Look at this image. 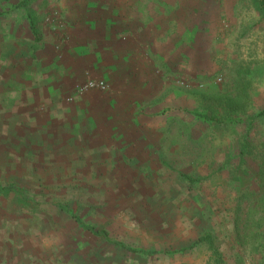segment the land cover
<instances>
[{
  "label": "rangeland",
  "instance_id": "1",
  "mask_svg": "<svg viewBox=\"0 0 264 264\" xmlns=\"http://www.w3.org/2000/svg\"><path fill=\"white\" fill-rule=\"evenodd\" d=\"M8 1L0 0L4 25L12 9L17 17L23 6L45 13L67 2ZM134 1L140 14H127L140 31L114 40L137 38L134 59L123 62L116 49L102 53L101 30L77 26L54 35L63 44L53 78L29 77L47 65L21 62L27 47L0 62V184L17 183L39 201L34 212L0 195V264H214L207 242L182 251L209 232L225 264H264V17L257 0ZM134 1L94 3L102 11ZM77 2L82 11L89 1ZM91 78L108 89L80 93L77 84ZM28 87L46 100L30 108ZM221 104L244 110L223 117ZM243 140L250 143L247 186L237 173ZM60 205L106 229L113 242L85 231Z\"/></svg>",
  "mask_w": 264,
  "mask_h": 264
},
{
  "label": "crops",
  "instance_id": "2",
  "mask_svg": "<svg viewBox=\"0 0 264 264\" xmlns=\"http://www.w3.org/2000/svg\"><path fill=\"white\" fill-rule=\"evenodd\" d=\"M9 1H10L9 4L15 3L11 0ZM88 1L89 2L84 5L82 11L79 8L80 6L77 4L78 3L77 0H67V2L62 4L63 8L60 10H54V11L51 10L44 13L43 10H39V8L36 6L33 9L23 6L22 8H24V12L21 15L20 12H18L17 17L14 16L17 13L14 12V9L11 10L13 11V13L11 11L4 13L6 22L5 25L1 24L3 22L1 19L0 25H4V27H6V30L3 34L2 32L3 28L0 26V62L1 63L13 62L14 61L13 56L16 53H18L19 50H22L23 47L25 48L27 47L28 59L21 60V62L26 61L32 65V61L33 62L37 61L42 66L47 65L46 67L40 70L37 67L29 70L31 71L28 73L29 77L32 78L34 77L35 74L44 72L46 74V78L48 79L53 78L52 73L55 72V70L58 69L59 67L58 65H56V61H55V54L57 53L56 49L61 46V43L63 44V41L60 42V40H57V38H55L54 35L55 33L57 34L58 32H62L63 29L65 30V27L68 32L70 31L72 32L77 29V26L82 28L81 32L85 30L86 31L88 30L94 31L95 29H97V31L101 30L102 35L104 36L103 40L105 39L104 41L101 40L102 42L101 47L103 50L101 51L102 53L108 52L106 50L109 49L110 50L116 49L118 53L113 54L114 57L116 56L118 58L122 56L123 59L121 60H123V62L135 56V53L136 54L138 53V48L140 47L137 38L134 39L129 38L128 42H124V41L114 42V40L123 30H129L132 32L140 31V28L135 25V23L138 22V20H134L133 18L134 16H132L133 19H131L130 18L131 15H129L131 13L134 14L135 11L137 15L140 14V8L138 7L139 3L132 0L134 1L133 8H127V9L126 8L124 9L122 5L113 7V5L111 4L108 9L102 8V11H100L99 8L95 6L94 0H88ZM9 4H7L8 6L5 7L6 10L9 7H11V5ZM54 12L58 13L59 23H57L58 22L57 18L55 22L47 23L46 16ZM0 16H3V14H0ZM101 21H105V22L101 24L100 23ZM32 22L34 23L35 28L38 32L36 34L32 30ZM44 31L49 32L50 35L45 36ZM36 36L40 37V39H37ZM90 37L93 40V36ZM1 46L2 47L5 46L6 50L2 51ZM93 61L94 60H92V62ZM112 62L113 60L110 59V60H104L102 63H106L107 65V64H111ZM103 66L104 68H106L104 69V71L109 72V69L105 67V64ZM106 75L107 74H104L105 77ZM38 77H41V75ZM61 85L59 87V92L62 91L63 89ZM29 90L30 88L28 87L26 93H28L29 95H33V99L32 100L31 98H29L28 100L25 99V103H27V105L30 108H32V106L34 107L36 105H39V103H43L42 99H44V97L43 96L40 97V92L33 94V92ZM51 104H53V102H51ZM50 111L52 112L55 111L53 110L52 105ZM32 119L33 120L30 123V125L36 126L38 123L33 122L36 121L35 118ZM59 126L60 125L58 124L57 127Z\"/></svg>",
  "mask_w": 264,
  "mask_h": 264
},
{
  "label": "trees",
  "instance_id": "3",
  "mask_svg": "<svg viewBox=\"0 0 264 264\" xmlns=\"http://www.w3.org/2000/svg\"><path fill=\"white\" fill-rule=\"evenodd\" d=\"M257 7L259 9V11L261 12V14L264 17V0H257ZM32 30L33 32L36 34L38 33L34 23L32 22ZM37 39H40V37L36 36ZM223 104H221L220 108V112L221 114H223V117H227L229 115H233V112L237 109H240L241 111L244 110V106L243 104H238V105H228V106H222ZM243 112V111H242ZM216 118V122H220L219 117ZM261 115L264 116V109L261 111ZM208 118H212L211 116H207ZM219 124V123H218ZM250 143L247 140H243L241 141L239 147V167L237 170V173L239 174V179H240V183L244 186L248 185V180H247V169H244L245 167V162H246V157L248 156V154L250 153ZM0 195L6 197V198H11L13 199V201L16 202V204L21 207L22 209L25 210H31V211H36L39 205V201L36 199L35 195L29 193L28 188H25L23 186L18 185L17 183H8V184H0ZM60 208L67 212L70 213V215L77 221V223L79 224L80 227H82L85 231H89L91 232L94 236L104 239L108 242H113V240L109 237V233L106 229L100 228V227H96L94 225H90L87 224L83 221V218L80 217L78 214H76L75 212L71 211L70 208H66L63 205H60ZM235 226L236 228H239V221L236 220L235 222ZM207 242L208 243V249L209 251H211V258L214 261V264H225V259H224V255L221 252L220 248L218 246H216L215 244V239L213 238V235L211 234V232H209L206 236H204L203 234H200L198 236L197 239L194 240V242L189 246L191 248H185V249H181L182 251H188L189 249H196L199 248L203 243ZM118 245H123L121 243H117ZM175 251L170 250L169 253L173 254Z\"/></svg>",
  "mask_w": 264,
  "mask_h": 264
},
{
  "label": "built area",
  "instance_id": "4",
  "mask_svg": "<svg viewBox=\"0 0 264 264\" xmlns=\"http://www.w3.org/2000/svg\"><path fill=\"white\" fill-rule=\"evenodd\" d=\"M58 19V13L54 12L46 16L47 23H53ZM77 89L80 93H85L90 90L105 91L108 89V83L102 78H91L80 84H77Z\"/></svg>",
  "mask_w": 264,
  "mask_h": 264
}]
</instances>
